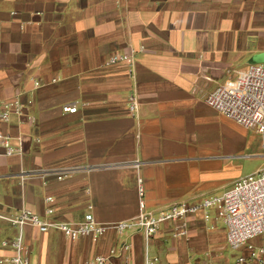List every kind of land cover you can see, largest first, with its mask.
Masks as SVG:
<instances>
[{
	"label": "crops",
	"instance_id": "0c3cea01",
	"mask_svg": "<svg viewBox=\"0 0 264 264\" xmlns=\"http://www.w3.org/2000/svg\"><path fill=\"white\" fill-rule=\"evenodd\" d=\"M115 53L132 65H110ZM251 64H264V0H0V103L26 104L0 122L17 148L0 154V212L75 223L92 206L100 223L130 220L139 178L157 211L264 170L261 135L206 103ZM74 103L77 113L62 111ZM210 214L187 219L188 239L173 238L171 223L148 245L141 233L70 240L28 225L24 245L36 264H83L111 249L109 264H235L211 253L226 229ZM17 233L0 219V259Z\"/></svg>",
	"mask_w": 264,
	"mask_h": 264
},
{
	"label": "built area",
	"instance_id": "2783aa9c",
	"mask_svg": "<svg viewBox=\"0 0 264 264\" xmlns=\"http://www.w3.org/2000/svg\"><path fill=\"white\" fill-rule=\"evenodd\" d=\"M119 62L133 63L132 54L115 53L110 58V65ZM35 87L40 86L38 80ZM29 101L28 103H31ZM206 103L227 118L248 129H255L262 137L264 146V66L251 64L241 69L234 79L218 86L206 98ZM130 113L135 115L139 102L135 95L128 99ZM26 104L20 95L0 103V122L10 121L13 116H22ZM62 111L68 114L78 112L77 104H66ZM31 122L35 119L31 117ZM17 148L12 144L11 137L0 128V154L12 156ZM139 213L130 220L100 223L89 212L80 222H58L46 220L33 211L24 208L16 214L0 212V219L8 222L17 229V235L2 243L13 250L11 256L0 259V264H36L32 263L29 250L24 245L23 229L31 225L40 232H47L55 228L60 230L70 240L89 237L99 240L108 232L120 235L141 233L146 244L168 223L172 224L173 238L188 239L189 232L187 219L202 214L205 220L211 217L214 211L217 219L221 220L226 229V244L238 253L235 264H264V241L255 243L264 238V170L244 176L234 182L232 187L222 194L203 198L201 201L189 203L178 202L166 208L154 211L148 210L145 201L143 179H138ZM52 202V198H47ZM48 210L47 213H51ZM129 249V245H125ZM115 249L108 255H96L83 264H109V260L116 256ZM126 264H129L128 262ZM146 264H156V261L147 258Z\"/></svg>",
	"mask_w": 264,
	"mask_h": 264
},
{
	"label": "rangeland",
	"instance_id": "374dc122",
	"mask_svg": "<svg viewBox=\"0 0 264 264\" xmlns=\"http://www.w3.org/2000/svg\"><path fill=\"white\" fill-rule=\"evenodd\" d=\"M263 241L264 238H262L261 240L260 239L256 240L255 243H261ZM211 253H215L217 255H223L226 259H228L233 263L236 261V257L238 255V253L231 250L225 242H221L220 244H218Z\"/></svg>",
	"mask_w": 264,
	"mask_h": 264
}]
</instances>
